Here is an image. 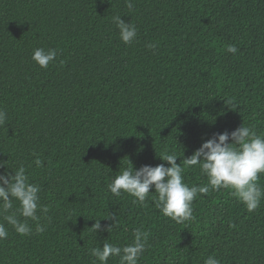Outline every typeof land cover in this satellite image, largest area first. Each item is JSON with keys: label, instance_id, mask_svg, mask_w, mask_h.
Listing matches in <instances>:
<instances>
[{"label": "trees", "instance_id": "16d2710c", "mask_svg": "<svg viewBox=\"0 0 264 264\" xmlns=\"http://www.w3.org/2000/svg\"><path fill=\"white\" fill-rule=\"evenodd\" d=\"M132 3L0 0V161L9 167L0 173L24 165L48 208L33 221L14 201L10 212L32 228L24 236L0 215L8 231L0 264H99L91 248L130 244L137 228L148 233L139 264H204L210 255L264 264V199L248 212L231 189L210 190L194 199L191 220L176 223L157 209L154 192L141 205L107 188L130 162L170 166L158 156L175 152L183 165L242 123L264 134V0ZM117 15L137 28L131 44L120 39ZM37 47L58 50L47 69L32 60ZM184 178L207 183L198 166Z\"/></svg>", "mask_w": 264, "mask_h": 264}, {"label": "clouds", "instance_id": "9594fccd", "mask_svg": "<svg viewBox=\"0 0 264 264\" xmlns=\"http://www.w3.org/2000/svg\"><path fill=\"white\" fill-rule=\"evenodd\" d=\"M126 5L131 9L132 0H126ZM112 20L119 30L122 42L131 44L137 37L136 26L125 22L119 15L114 16ZM148 47L155 48L156 45L149 44ZM226 50L232 54L238 51L237 47L231 44ZM57 54V49L37 47L33 51L32 60L41 68L47 69ZM231 103V100L226 101V104ZM6 118V112L0 109V126L5 124ZM158 157L170 166L163 163L156 166L144 165L137 170L130 162L129 166L121 170L107 185L108 190L115 196H120L122 192L127 193L141 205H144L149 199V194L154 192L157 209L176 223L191 220L194 199L198 194H207L210 190L231 189V195L243 203L248 212H254L264 199V187L258 184L261 174H264V134H257L252 126L242 123L231 133L225 131L222 134H214L191 156L183 159V165L177 163L178 156L175 152H164ZM34 163L37 167L43 165L39 157ZM193 166H198L201 174L207 177L205 185L189 186L185 182V169ZM0 168L9 167L4 161H0ZM153 187L154 191H150ZM40 190L38 184L30 182L26 168L22 164L15 170L0 173V215H3V219L22 236L31 234L32 228L26 221L17 219L16 213L10 210L13 209L14 201H18L17 211L22 217L39 221L37 211L43 213L48 211L47 207L39 204ZM110 218L114 220V225L118 223L115 217ZM91 228L96 233L101 230L100 219L96 220ZM44 230L45 226L38 223L36 231ZM133 235L134 239L130 244L121 247L105 242L102 247L91 248L90 254L99 264H107L110 257H119V264H139L147 247L148 233L142 228H137ZM7 237L8 231L5 225L0 223V241ZM204 264L221 262L214 255H210Z\"/></svg>", "mask_w": 264, "mask_h": 264}]
</instances>
